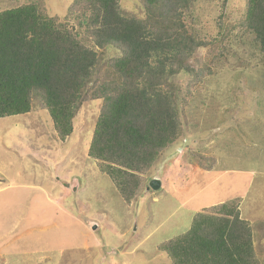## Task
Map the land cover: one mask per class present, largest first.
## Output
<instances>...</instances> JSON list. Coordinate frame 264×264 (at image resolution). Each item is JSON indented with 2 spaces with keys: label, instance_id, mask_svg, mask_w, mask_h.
I'll return each mask as SVG.
<instances>
[{
  "label": "rangeland",
  "instance_id": "1",
  "mask_svg": "<svg viewBox=\"0 0 264 264\" xmlns=\"http://www.w3.org/2000/svg\"><path fill=\"white\" fill-rule=\"evenodd\" d=\"M73 2L0 0V12L38 4L94 47L70 15ZM120 4L146 17L144 0ZM246 5L193 0L187 22L204 46L186 66L206 74L175 79L183 133L141 175L147 183L131 202L88 155L101 99L82 105L65 141L39 99L28 114L0 119V264H173L167 242L212 203L235 198L264 264V53L242 27ZM154 178L159 191L148 189Z\"/></svg>",
  "mask_w": 264,
  "mask_h": 264
},
{
  "label": "trees",
  "instance_id": "2",
  "mask_svg": "<svg viewBox=\"0 0 264 264\" xmlns=\"http://www.w3.org/2000/svg\"><path fill=\"white\" fill-rule=\"evenodd\" d=\"M144 4L141 19L124 12L120 0H74L70 15L94 47L38 4L0 12V119L28 114L39 99L65 141L82 105L101 99L88 155L125 202L141 195V175L183 133L175 79L206 74L186 66L204 46L187 22L193 0ZM241 23L264 53V0H247ZM111 48L120 55L106 59ZM232 201L197 213L189 230L167 242L173 264H260L252 229Z\"/></svg>",
  "mask_w": 264,
  "mask_h": 264
},
{
  "label": "water",
  "instance_id": "3",
  "mask_svg": "<svg viewBox=\"0 0 264 264\" xmlns=\"http://www.w3.org/2000/svg\"><path fill=\"white\" fill-rule=\"evenodd\" d=\"M162 188V182L160 179L154 178L149 182L148 189H152L153 191H159Z\"/></svg>",
  "mask_w": 264,
  "mask_h": 264
},
{
  "label": "crops",
  "instance_id": "4",
  "mask_svg": "<svg viewBox=\"0 0 264 264\" xmlns=\"http://www.w3.org/2000/svg\"><path fill=\"white\" fill-rule=\"evenodd\" d=\"M227 173V172H226ZM225 173V174H226ZM251 187V185L249 184V186L247 187V189H246V191L243 193V194H246L247 192H248V189ZM220 203V202H219ZM219 203H212V206L215 204V205H217V204H219ZM206 205H208V204H206Z\"/></svg>",
  "mask_w": 264,
  "mask_h": 264
}]
</instances>
